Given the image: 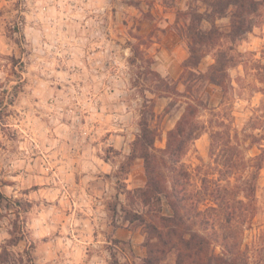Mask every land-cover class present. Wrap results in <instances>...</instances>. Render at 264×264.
Masks as SVG:
<instances>
[{
  "label": "rangeland",
  "instance_id": "rangeland-1",
  "mask_svg": "<svg viewBox=\"0 0 264 264\" xmlns=\"http://www.w3.org/2000/svg\"><path fill=\"white\" fill-rule=\"evenodd\" d=\"M190 5L205 9L201 0H0V251L13 254L11 264H204L223 256L222 237L234 233L205 230L200 217L169 236L160 220L172 215L167 199L143 202L144 160L131 157L145 105L165 156L168 131L191 100L181 78L189 49L179 15ZM260 9L243 39H223L233 57L226 94L206 82L193 92L208 108L199 107L204 129L178 176L162 167L168 187L178 179L188 215L211 204L203 180L219 176L212 130L230 129L247 158L260 152L247 136L262 133L250 126L264 120ZM229 21L216 23L227 32ZM214 62L208 52L198 69ZM257 175L255 214L235 232L242 264H264V166ZM192 231L211 238L200 253L185 243Z\"/></svg>",
  "mask_w": 264,
  "mask_h": 264
},
{
  "label": "trees",
  "instance_id": "trees-1",
  "mask_svg": "<svg viewBox=\"0 0 264 264\" xmlns=\"http://www.w3.org/2000/svg\"><path fill=\"white\" fill-rule=\"evenodd\" d=\"M205 6L204 11L189 6V10L179 15H183L186 22V38L189 49V56L183 63V73L187 93L191 100L187 102L176 122L174 128L167 134V145L162 150L165 156L157 153L155 147L156 133L150 125V119L155 116L154 110L145 105L141 117L140 133L132 143L131 157H140L144 160L147 183L144 189H140V197L146 205L157 207L161 205L162 195L167 199L168 206L172 211L171 216H160L163 226L169 227V236L175 233V229L184 227L191 230L194 218L200 217L199 224L205 230L222 226L230 230L233 235H224L222 244L224 246L223 256H214L204 264H242L241 249L237 247L238 224L249 220L256 210V188L257 173L264 166V120L257 117L251 129H259L262 133H249L251 137L249 148L257 144L260 152L251 157H246L239 147L238 136H232L231 130L211 131V154L216 155L218 177H207L203 180V187L210 196V203H204L203 209H198L197 215H188L185 209L186 198L176 194V182L173 177V185L168 187L162 173V167L168 166L169 172L178 176V166L182 155L204 129V125L199 120V107L208 108V101H203L198 95L197 88L200 84L210 83L220 86L224 95L227 92L228 69L231 66L233 57L224 50L223 39L230 42L243 39L245 33L251 31L253 19L261 15V6L264 0H201ZM229 18V30L223 32L217 25L218 19ZM210 24L209 28L204 27V23ZM214 51L215 62L206 71L198 69L201 59L208 52ZM157 74V73H156ZM159 75H156V77ZM203 86V85H202ZM170 92H176L173 86L166 85ZM194 92V93H193ZM225 124L224 121L221 122ZM217 151V152H216ZM253 168L251 175L246 177L244 171ZM242 170V174L237 177V172ZM223 174L226 177H222ZM235 176V180L232 177ZM207 200V199H205ZM221 215L223 217H221ZM141 218V216L139 217ZM221 222V223H219ZM151 226V225H150ZM153 230L156 227L151 226ZM211 238L198 231H192L190 238L186 240V245L195 243L200 253L202 249L210 244ZM13 254L3 248L0 251V264H11ZM217 260V262H216ZM150 264L152 260H148Z\"/></svg>",
  "mask_w": 264,
  "mask_h": 264
}]
</instances>
